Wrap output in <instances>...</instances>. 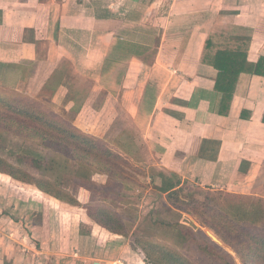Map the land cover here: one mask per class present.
Wrapping results in <instances>:
<instances>
[{
    "label": "crops",
    "instance_id": "1",
    "mask_svg": "<svg viewBox=\"0 0 264 264\" xmlns=\"http://www.w3.org/2000/svg\"><path fill=\"white\" fill-rule=\"evenodd\" d=\"M213 33L250 39L248 59L258 61L264 0H0V70L20 68L22 80L38 82V93L51 90L78 119L100 117L92 126L102 136L72 122L109 145L119 130L118 151L132 161L148 152L158 188L173 179L181 193L204 188L264 198V75L242 72L221 113L218 70L204 60ZM132 116L138 121L129 126ZM22 225L20 245L14 232L0 242V264H60L63 252L41 249L39 238L34 247ZM79 250L73 264L122 262Z\"/></svg>",
    "mask_w": 264,
    "mask_h": 264
},
{
    "label": "rangeland",
    "instance_id": "2",
    "mask_svg": "<svg viewBox=\"0 0 264 264\" xmlns=\"http://www.w3.org/2000/svg\"><path fill=\"white\" fill-rule=\"evenodd\" d=\"M227 34L234 37L240 36L236 33ZM216 40L217 42L221 41L218 35ZM86 69L90 71V68L86 67ZM23 74H21L20 68L11 67L8 73H1L0 70V88L35 98L50 110L54 112L58 110L65 118L71 121L73 119L74 122L78 121L84 126L89 124L93 132L99 136L103 135L104 130L101 127L92 126L100 117L94 116L92 121L86 120L85 113H83L79 116V119L76 118V114L74 115V111L71 109L72 107H68V102L63 105V102L53 101L50 96L51 90L48 89L41 90L39 94L38 82L32 84L29 82L30 80H22L21 76ZM79 88L82 89L83 87ZM28 91H37L38 95L33 96ZM82 99L80 97L79 101ZM103 99L102 96L97 97L99 102H102ZM136 121H138L136 117L132 116L131 119L127 118L126 122L129 126H134L137 124ZM98 124H100V121H98ZM132 129L133 131L136 130L135 128ZM29 133L26 132L20 135L9 129L0 128V154L36 175H42L41 167L43 165V175L53 180L59 179L61 186L67 188L80 203L73 205L61 201L43 192L34 184L22 182L7 174L0 173L1 244L8 240L6 239L9 236L8 234L14 232V237L19 239V241H15V245H20L22 241V224L26 223L25 229L32 232L33 237L30 243L34 247L36 242L40 241L39 246L41 249H55L63 252L58 260L60 264H71V262L73 264L74 256L72 253L79 249L80 252H87L92 257L100 256L113 260L121 257L120 259L123 262L121 264H150L145 252L135 241L138 236L168 244L195 260L197 264H216L213 258L204 256L195 243L179 239L167 226L170 223L182 222L191 226L196 236L200 238L211 237L207 233V230H211L209 227L202 225L196 216L188 213L182 207L169 202L167 193L161 191L154 183V178H151L154 167L147 155L148 152L141 153L142 160L134 161L127 159L125 152H123L122 155L127 160L121 162L113 174L94 172L92 179H77L80 164L76 155L66 153L62 146L52 145L49 140L44 142ZM136 133L138 134L139 131L137 130ZM26 134L32 136L27 137ZM119 138L121 139L119 130L115 133L112 132V136L108 138L110 145L117 151L120 150L116 145ZM45 143H49L51 146ZM189 186L191 189L193 188L192 185ZM195 189L196 193L190 190L180 192V199L185 202H192V198H195L196 195H199L197 198L204 199L208 193L220 192L216 194L220 198L219 201L227 202L224 198L229 196L223 191H211L204 188ZM239 195L241 196H235L237 200L242 199L247 203L248 201L257 200L264 206V198L261 196L242 193H239ZM243 198H246V200ZM98 203L106 205L120 214L126 226V235L114 234L103 229L88 216L87 207ZM216 206L218 205L216 204ZM55 219L59 222L57 229H53ZM260 228L264 229V225H260ZM18 229L21 232H18ZM25 235L28 236L27 233ZM38 238L39 241H37ZM49 238H53L51 243ZM211 238L233 254L237 264H242L237 253L231 247L224 242L221 244L213 237ZM41 239L43 240L42 243ZM98 239L101 244H97ZM93 248L98 252L93 251ZM40 255L42 258L44 257L43 253H40ZM53 262L55 264V261ZM83 263L85 262H79V264ZM74 264H77V262ZM85 264L94 263L91 259Z\"/></svg>",
    "mask_w": 264,
    "mask_h": 264
},
{
    "label": "trees",
    "instance_id": "3",
    "mask_svg": "<svg viewBox=\"0 0 264 264\" xmlns=\"http://www.w3.org/2000/svg\"><path fill=\"white\" fill-rule=\"evenodd\" d=\"M217 35L220 42L215 41ZM249 46L250 39L227 33H213L206 39L204 60L218 70L215 87L221 92V113L228 112L242 72L264 75V57L261 56L256 62L249 60ZM0 128L20 135L30 132L29 134L38 139L44 142L49 140L52 145L62 146L66 153L76 155L80 164L77 179H92L94 172L111 175L121 162L127 160L103 139L82 130L70 119L45 107L37 99L4 88H0ZM32 135L26 134L27 137ZM49 143L45 144L51 146ZM0 173L34 184L61 201L73 205L80 203L67 188L61 186L59 179L53 180L43 175V165L42 175H36L0 154ZM175 186V180H164L159 189L167 193L169 202L196 216L202 225L217 234L237 253L242 264H264V229L260 228V225H264V206L260 201L252 200L247 203L235 198L241 195L226 192L229 195L224 198L227 202H221L216 195L220 192H212L204 199L192 198V202H185L180 199V191L174 189ZM86 211L94 222L106 230L118 235L127 234L122 217L114 209L98 203L88 206ZM167 226L179 239L195 243L204 256H210L216 264H237L233 254L211 237L196 236L191 226L182 222ZM135 241L145 252L150 264H197L195 260L168 244L142 236H138Z\"/></svg>",
    "mask_w": 264,
    "mask_h": 264
},
{
    "label": "water",
    "instance_id": "4",
    "mask_svg": "<svg viewBox=\"0 0 264 264\" xmlns=\"http://www.w3.org/2000/svg\"><path fill=\"white\" fill-rule=\"evenodd\" d=\"M207 233L213 237L215 240H218L221 244H223V241L215 234L213 233L211 230H207Z\"/></svg>",
    "mask_w": 264,
    "mask_h": 264
}]
</instances>
